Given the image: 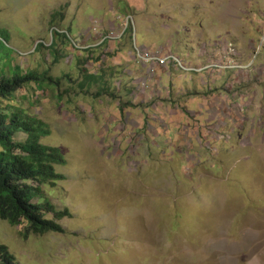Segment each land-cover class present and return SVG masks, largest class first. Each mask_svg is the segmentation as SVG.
<instances>
[{"label": "rangeland", "instance_id": "1", "mask_svg": "<svg viewBox=\"0 0 264 264\" xmlns=\"http://www.w3.org/2000/svg\"><path fill=\"white\" fill-rule=\"evenodd\" d=\"M135 38L181 64L143 65ZM14 66L47 78L16 104L66 157L44 190L73 214L0 219L20 264H264V0H0Z\"/></svg>", "mask_w": 264, "mask_h": 264}, {"label": "trees", "instance_id": "2", "mask_svg": "<svg viewBox=\"0 0 264 264\" xmlns=\"http://www.w3.org/2000/svg\"><path fill=\"white\" fill-rule=\"evenodd\" d=\"M51 47H55L54 41L48 48ZM46 79L34 72L22 74L18 66L7 73L0 71V219L13 226L24 225L25 235L64 233L60 222L73 216L69 209L60 210L49 201L44 190L66 180L56 169L67 163L66 157L59 148L41 143L47 133L45 124L16 104V93L23 86ZM18 133L26 135L23 142L15 141ZM0 264H20L2 243Z\"/></svg>", "mask_w": 264, "mask_h": 264}, {"label": "built area", "instance_id": "3", "mask_svg": "<svg viewBox=\"0 0 264 264\" xmlns=\"http://www.w3.org/2000/svg\"><path fill=\"white\" fill-rule=\"evenodd\" d=\"M125 30H122L119 34H115V32H111L110 34H108L107 36L103 37L101 40V43L107 41H115V40H119L122 39L124 37V32ZM95 32H97V30H95ZM136 38L134 39L135 42V48L134 50L136 53V58L135 60L140 61V63H144L146 66H165L168 67V65L172 62H174L175 64L180 63L181 61L180 59L173 53H167L165 54L164 52L160 51V50H152V49H142L143 47L136 45ZM73 42V45L75 48L77 49H88L91 46H80L78 45L77 42ZM100 43V44H101ZM143 64V65H144Z\"/></svg>", "mask_w": 264, "mask_h": 264}]
</instances>
